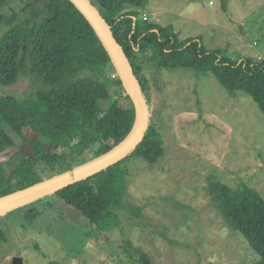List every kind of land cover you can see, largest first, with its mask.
Here are the masks:
<instances>
[{
    "label": "trees",
    "instance_id": "16d2710c",
    "mask_svg": "<svg viewBox=\"0 0 264 264\" xmlns=\"http://www.w3.org/2000/svg\"><path fill=\"white\" fill-rule=\"evenodd\" d=\"M91 2L123 47L147 105L146 68H188L211 73L231 96L248 94L264 113V60L230 59L207 49L199 37L180 40L172 25L140 20L148 0ZM3 21L12 27L0 36V88L5 92L0 95V155L11 147L17 151L0 160V196L107 151L135 119L134 104L106 51L70 0H18L15 5L0 0V25ZM29 126L33 137L25 134ZM164 154L161 128L149 112L144 136L127 156L28 205L25 218L44 214L55 197L77 209L97 233L119 227L114 209L126 196L128 163L143 159L153 164ZM204 190L208 204L251 245L256 258L250 264H264V199L258 191L243 181L228 185L216 173L206 177ZM123 247L127 259L120 264H154L132 240H124Z\"/></svg>",
    "mask_w": 264,
    "mask_h": 264
},
{
    "label": "rangeland",
    "instance_id": "374dc122",
    "mask_svg": "<svg viewBox=\"0 0 264 264\" xmlns=\"http://www.w3.org/2000/svg\"><path fill=\"white\" fill-rule=\"evenodd\" d=\"M145 10L140 20L145 15L146 21L172 25L180 40L199 37L230 59L264 60V0H148ZM144 72L165 154L153 164L128 163L124 206L114 209L120 226L97 233L55 197L51 211L27 220L28 204L0 216V264L17 255L23 264H120L127 259L126 239L154 264H250L256 258L208 204L204 186L216 173L228 185L245 182L264 199V113L248 94L229 95L211 73ZM25 134L33 137L31 126ZM16 151L8 148L0 160Z\"/></svg>",
    "mask_w": 264,
    "mask_h": 264
},
{
    "label": "water",
    "instance_id": "95a60500",
    "mask_svg": "<svg viewBox=\"0 0 264 264\" xmlns=\"http://www.w3.org/2000/svg\"><path fill=\"white\" fill-rule=\"evenodd\" d=\"M70 1L94 30L125 91L130 96L135 107L134 123L130 131L119 142L96 157L76 164L68 170L45 178L25 188L0 196V216L19 207L31 204L45 196H49L62 188L84 180L114 165L127 156L139 144L149 123V108L145 96L141 91L131 63L123 47L114 37L110 25L102 17L91 0ZM11 27V25H7L3 21L0 25V36ZM0 95H5V92L1 88ZM10 264H23V257L21 255L14 256Z\"/></svg>",
    "mask_w": 264,
    "mask_h": 264
},
{
    "label": "built area",
    "instance_id": "2783aa9c",
    "mask_svg": "<svg viewBox=\"0 0 264 264\" xmlns=\"http://www.w3.org/2000/svg\"><path fill=\"white\" fill-rule=\"evenodd\" d=\"M210 3H212V2H210ZM144 19H146V16L144 15Z\"/></svg>",
    "mask_w": 264,
    "mask_h": 264
},
{
    "label": "crops",
    "instance_id": "0c3cea01",
    "mask_svg": "<svg viewBox=\"0 0 264 264\" xmlns=\"http://www.w3.org/2000/svg\"><path fill=\"white\" fill-rule=\"evenodd\" d=\"M147 10H144L143 12L146 13Z\"/></svg>",
    "mask_w": 264,
    "mask_h": 264
},
{
    "label": "flooded vegetation",
    "instance_id": "af4514ba",
    "mask_svg": "<svg viewBox=\"0 0 264 264\" xmlns=\"http://www.w3.org/2000/svg\"><path fill=\"white\" fill-rule=\"evenodd\" d=\"M23 262H24V260H23ZM10 263H11V260H10V262L8 264H10Z\"/></svg>",
    "mask_w": 264,
    "mask_h": 264
}]
</instances>
